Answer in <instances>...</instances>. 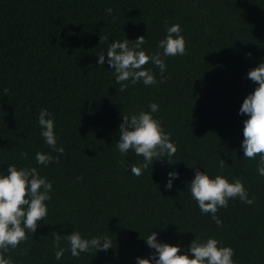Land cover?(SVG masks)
<instances>
[{"label": "trees", "instance_id": "16d2710c", "mask_svg": "<svg viewBox=\"0 0 264 264\" xmlns=\"http://www.w3.org/2000/svg\"><path fill=\"white\" fill-rule=\"evenodd\" d=\"M173 24L182 29L186 55L163 57L165 82L149 62L144 67L158 83H129L120 92L100 37L111 43L143 35L142 48L151 55L163 52L158 43ZM262 62L264 0H0V174L9 165L35 167L53 186L46 218L6 258L13 264H137V257L155 252L146 238L156 232L158 242L180 247V254L195 237L215 238L234 250V264H264V176L259 156L243 157L248 117L239 112L258 87L247 74ZM151 103L159 105L152 115L177 152L137 177L130 168L143 157L119 152V126L124 115L150 112ZM42 109L54 119L63 154L41 136ZM37 152L59 163L38 164ZM197 169L210 178H239L255 202L230 199L218 209L217 225L191 196ZM170 172L179 178L167 189ZM73 231L85 239L107 236L113 248L75 258L62 240L66 251L57 260L54 235Z\"/></svg>", "mask_w": 264, "mask_h": 264}, {"label": "clouds", "instance_id": "9594fccd", "mask_svg": "<svg viewBox=\"0 0 264 264\" xmlns=\"http://www.w3.org/2000/svg\"><path fill=\"white\" fill-rule=\"evenodd\" d=\"M107 14H112L113 9L108 8ZM179 24H173L167 28V35L158 43V48L163 52L147 54L142 48L147 43L145 36H139L135 41L124 39L108 42V37H100L101 43L108 44L106 56L107 63L114 70L116 83L120 85L119 91L124 92L129 83L132 85L143 81L144 85H156L158 83L155 74L144 66L151 62L160 69V83L167 79L163 74L167 66L163 57L186 55V41L181 35ZM247 55H251L248 53ZM105 54L99 55L98 64L104 65ZM248 79L258 85L243 101L239 109L241 115H246L243 124L242 148L244 158L255 159L259 156L257 171L264 176V62L250 70ZM8 89H5V93ZM150 112L141 111L138 115H124L120 124V138L117 148L121 154L126 155L133 150L137 157L142 156L143 161L133 163L130 171L134 176H141L154 161L167 158L168 162L177 152L176 145L171 141V134L165 132L161 121L155 119L152 113L159 111V105L151 103ZM38 122L42 129L41 136L46 144L54 152L64 153L63 147H57L54 119L47 109H42L38 116ZM26 155V154H25ZM55 162L59 163V157L41 152L36 153L38 164L47 166ZM170 163V162H169ZM226 161L221 159L219 167L223 169ZM167 189L172 188V180L179 178L178 172L168 173ZM77 179H80L79 177ZM53 190L52 183L46 177H42L37 168L24 167L18 169L15 165H9L7 174H0V264H13L10 256L6 254L10 249H17L22 242L28 240V233L34 234L38 228V222L44 221L48 214L45 203L52 199L50 193ZM190 193L197 202L202 213H211L213 221L221 225L216 213L219 208H227L230 199L239 198L245 204H253L254 198H249L243 182L236 178L234 182L221 175L210 178L205 172L198 169L190 183ZM68 242L72 257L79 258L81 253L95 249L107 251L113 248V241L107 237L82 238L78 231L68 235L56 233L53 239V247L56 249L55 258L60 260L65 248L61 247V241ZM146 243L155 252L150 258L137 257V264H234L232 257L234 250L231 247L219 246L220 242L215 238L201 241L199 237L191 242L184 254L178 246L157 241V233L151 232L146 238ZM191 253V256L189 255ZM21 254H25L22 250Z\"/></svg>", "mask_w": 264, "mask_h": 264}]
</instances>
